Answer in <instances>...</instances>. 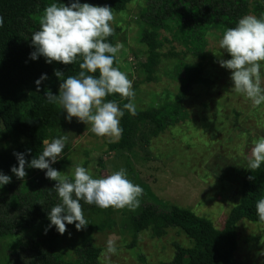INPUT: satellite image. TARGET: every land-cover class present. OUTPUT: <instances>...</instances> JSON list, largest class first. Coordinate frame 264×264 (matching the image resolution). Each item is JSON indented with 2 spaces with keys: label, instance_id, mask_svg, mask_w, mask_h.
I'll use <instances>...</instances> for the list:
<instances>
[{
  "label": "rangeland",
  "instance_id": "374dc122",
  "mask_svg": "<svg viewBox=\"0 0 264 264\" xmlns=\"http://www.w3.org/2000/svg\"><path fill=\"white\" fill-rule=\"evenodd\" d=\"M255 1L249 0L250 9ZM72 2L62 3L70 6ZM79 3L87 2L79 0ZM145 4L146 0H132L124 10L114 12L112 44L123 45L116 57L118 64L114 66L132 80L137 110L158 114L163 109L160 114L167 119L177 105L183 80L197 60L191 48L180 42L176 31L155 28L143 21ZM44 10L33 14L29 24L35 25ZM224 32L218 25L211 26L207 32L204 46L207 59L200 78L182 99L180 115L167 120L164 126L150 120L139 123L137 142L130 151L109 152L107 143L114 141L96 136L88 130L90 125L75 117L69 122L67 113L56 104L63 113V123L54 130V138L48 134L45 140L51 142L65 134L68 137L62 157L53 164H59L56 170L68 174L76 165H81L91 171L93 178H102L124 168L128 178L144 190L140 207L135 211L128 208L87 211L84 213L88 222L86 229L78 231L75 224L66 225L67 231L55 242V250L65 262H75L74 247L86 238L101 250L96 264H105L101 253L106 250L110 237L117 248L110 264H169L176 245L186 251L195 249L194 243L178 228H167L160 235L152 226L132 231L129 220L144 204L165 210L172 206L186 208L209 220L217 230L223 229L230 211L239 204L253 141L264 137V104L253 107L246 97L231 91L234 87L231 71L219 64L220 58L231 59L219 46ZM35 64L43 69H56L62 63L48 64L41 56ZM261 77L264 87V65ZM61 83L58 79L51 89L45 80L40 89H50L59 95ZM35 90L36 84L18 92L15 110L18 117L28 115L29 97ZM4 143L0 122V153L6 149ZM9 148L14 150L12 144ZM252 173L264 198V163ZM55 182L46 178V170H41L33 180H17L12 201L16 200L15 195ZM261 240H264V223L241 219L236 225L235 261L264 264V255H260L264 253ZM17 242L16 237L0 239V264H10L8 250Z\"/></svg>",
  "mask_w": 264,
  "mask_h": 264
},
{
  "label": "trees",
  "instance_id": "16d2710c",
  "mask_svg": "<svg viewBox=\"0 0 264 264\" xmlns=\"http://www.w3.org/2000/svg\"><path fill=\"white\" fill-rule=\"evenodd\" d=\"M65 0H0V16L4 17V26L0 28V122L2 139L6 149L0 153V172L11 177L7 185H0V239L17 238L15 247L8 250L10 264H96L100 248L89 238L74 247L75 262H65L62 255L55 250L56 239L61 235L53 226L49 229L48 214L52 207L61 203L58 195L50 190L55 183L43 186L35 191L15 195L14 183L18 179L11 168L18 166L14 153L25 154L30 163L43 151V142L54 130L62 125L63 113L56 104L46 100L44 90H35L29 97L30 110L25 118L16 115L17 94L24 87L35 85L46 74L49 88L54 89L58 77L55 70H61L67 76L78 75V57L73 65L61 64L56 69H43L35 64L30 55L35 48L31 44L33 33L40 29V20L30 25L28 19L53 3L61 4ZM96 6H109L114 12L122 11L132 0H80ZM264 1L256 0L249 8V0H146L143 21L162 30H174L180 36V42L191 48L197 60L182 82L180 97L176 107L166 119L160 110L158 114H145L137 110L132 116L125 111L121 118L123 134L118 141L107 143L109 152L132 150L137 142V126L150 120L158 126H164L167 120H174L181 113V102L200 78L203 64L207 59L204 52L206 35L210 27L218 25L226 31L235 27L245 15L258 18L264 13ZM113 36L107 42L112 43ZM98 75V73H97ZM108 100H116L121 108L127 103L119 94L110 95ZM14 146L11 151L9 145ZM30 150V154H29ZM58 164V163H57ZM59 165V164H58ZM53 165V168H60ZM27 176L23 180L37 178L41 170L26 166ZM253 173L247 170L240 188V201L228 216L222 230H217L212 223L194 214L191 210L172 206L162 209L153 204H144L141 210L129 220L132 231L138 232L152 226L157 235L167 228H178L191 240L195 249L186 251L176 245L173 259L169 264H239L235 261L236 225L241 220L252 223L259 221L256 203L261 199ZM71 179V177H70ZM13 192V193H12ZM12 193V194H11ZM42 204V205H41ZM84 213L100 211L95 205L81 201ZM48 229L47 233L45 230Z\"/></svg>",
  "mask_w": 264,
  "mask_h": 264
},
{
  "label": "clouds",
  "instance_id": "9594fccd",
  "mask_svg": "<svg viewBox=\"0 0 264 264\" xmlns=\"http://www.w3.org/2000/svg\"><path fill=\"white\" fill-rule=\"evenodd\" d=\"M114 22L115 13L107 5L81 4L79 0H74L70 6L53 3L45 8L40 19V29L31 37L35 51L30 58L37 60L43 56L48 64L57 62L64 65H73L78 57L82 58L79 63L80 71L76 76L65 78L61 70H55L54 75L62 81L59 95H54L49 89L44 96L48 103L62 107L69 122L75 117L79 122L90 125L88 130L96 136L118 141L124 131L120 126L121 118L125 111L135 116L137 105L132 80L127 73L114 66L118 64L116 57L123 45L119 42L115 45L107 42L115 34L112 27ZM3 26L4 17L0 16V28ZM219 46L231 56V59H219L220 66L231 71L234 84L231 91L246 97L253 107L264 104V87L261 86V68L264 65V13L259 18L255 15L240 18L235 27L224 32ZM47 79V75L43 74L36 80L37 92L41 90L42 82ZM114 94H119L128 101L123 104V108L116 100L107 99ZM67 139L65 134L51 142L45 140L42 153L30 163L25 154L14 153L18 166L11 168V172L21 180L27 176V166L46 170V178L57 182L50 194L54 191L61 203L52 207L48 214L51 222L49 229L54 226L61 235L67 231L66 225L75 224L78 231L86 229L88 222L81 201L101 209L128 208L135 211L140 207L144 190L128 178L124 168L102 178H93L91 171L81 165H76L68 174L53 168L51 165L64 153ZM262 163L264 137L253 141L247 169L252 172L259 169ZM10 182L11 177L0 172V185ZM256 210L259 221L264 222V198L257 201ZM47 231L48 229L45 230L46 233ZM261 243L264 244V240ZM116 253L117 248L110 237L101 258L105 264H110L111 256Z\"/></svg>",
  "mask_w": 264,
  "mask_h": 264
}]
</instances>
